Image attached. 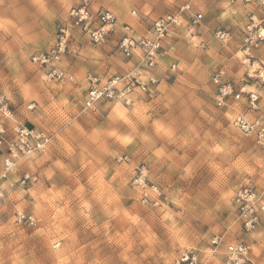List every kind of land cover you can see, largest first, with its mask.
Here are the masks:
<instances>
[{"label": "rangeland", "instance_id": "rangeland-1", "mask_svg": "<svg viewBox=\"0 0 264 264\" xmlns=\"http://www.w3.org/2000/svg\"><path fill=\"white\" fill-rule=\"evenodd\" d=\"M83 1L55 0L49 6L48 0H0V80L46 76L44 92L51 101L46 104L35 93L37 101L27 109V119L13 120L3 131L0 264H173L187 249L198 252L201 264H231L228 246L238 243L244 244L249 256V261L241 264H264L256 255L264 243L259 239L264 232V173L231 170L233 158L264 159V148L255 137L243 134L235 125L239 112L250 119L264 116V38L259 37L264 33V0H196L193 10L203 18L191 23L189 14H184L179 28L170 32L155 70L159 78L155 88L148 93L135 92L128 99H115L147 107L146 129L154 130V125L165 121L194 128L203 125L205 118L222 129L220 137L213 138L214 144L205 140L197 143L185 132L179 133L180 143L189 141L179 154L188 158L194 174L185 179L178 173L161 192L164 199L155 205L164 210L158 231L146 221L133 227L122 218L123 213L135 217L133 210L144 207L137 198L144 191L139 182L148 184L143 175L145 165L154 167V162L147 158L142 140L134 139L123 152L118 143H109L111 138L105 132L109 130L106 122L112 115L113 99L84 110L86 86L82 79L88 73L112 76L133 69L135 60L116 46L127 31L125 21L143 19L146 27L177 10L161 9V14H156L140 0H89L93 9H109L117 16L113 37L96 45L72 29L67 51L56 63L76 75L79 82L55 80L49 74L50 67L35 63L32 56L56 44L61 28L70 26L71 9ZM191 2L180 0V7ZM189 32L196 34L203 47L192 53L190 62L181 59L177 63L173 50L187 44ZM222 70L223 80L234 90L244 88L246 92L241 99L230 97L220 106L214 77ZM252 90L259 94L256 109L248 100L247 92ZM16 108L12 104L5 110ZM17 110H23V105ZM3 121L0 113L2 127ZM77 126L86 137L77 135ZM18 127L44 133L47 140L42 139V146L26 153L19 145ZM133 131H139L140 137L149 134ZM70 137H76L75 143ZM32 141L37 146L38 140ZM60 142L68 143L72 152L61 150ZM10 146L16 147V155L15 164L8 168L5 161L11 154ZM216 146L224 152L214 153ZM57 161L68 167L70 178L55 170ZM129 169L128 175L134 173V179L125 175ZM28 173L32 177L24 181ZM221 173L225 182L214 188ZM147 206L153 207L151 200ZM149 235L152 242L143 243ZM217 236L220 243L214 244Z\"/></svg>", "mask_w": 264, "mask_h": 264}, {"label": "built area", "instance_id": "built-area-1", "mask_svg": "<svg viewBox=\"0 0 264 264\" xmlns=\"http://www.w3.org/2000/svg\"><path fill=\"white\" fill-rule=\"evenodd\" d=\"M233 2L235 0H223ZM189 14L191 23H198L202 20L203 14L195 12L193 8H187V4L180 7V10L167 13L156 18L144 35H137L130 25H126L127 31L117 40V48L126 57L135 60V67L128 72L115 74L112 76H103L96 73H88L82 79L85 84L84 110H93L102 100H111L113 98H127L135 92L148 93L157 85L159 78L156 74V68L159 64L164 44L170 32L177 27V18L182 21L184 14ZM118 24L117 16L109 9H93L89 0H84L70 11V26L63 27L60 30L58 41L48 51L35 53L32 60L41 65L49 66L50 76L55 80H67L77 83L76 75L66 71L57 65L64 57L71 37V30L78 29L86 35L89 40L96 45L107 43L115 32ZM259 37L264 38L262 33ZM264 64V61H263ZM175 68V65H173ZM224 71H220L214 77V82L218 85L217 103L222 106L232 97L239 100L243 97L246 90H234L231 83L223 80ZM248 100L251 106L258 108L259 94L252 90L247 92ZM235 125L245 135H252L256 142L264 148V116H258L253 119L246 117L239 112L235 117ZM0 127L1 124H0ZM19 145L22 151L31 153L34 149L43 145L42 141L47 140V136L41 132H35L25 127H18ZM4 132H0V144L4 140ZM36 138L37 146L33 139ZM43 139V140H42ZM11 154L6 158V166L13 167L15 164L16 147L10 146ZM32 176L26 174L24 181ZM214 244L220 243L219 236L213 239ZM229 259L231 264H241L249 261L247 248L243 243L231 244L228 246ZM173 264H201L198 252L194 249L184 250L181 256Z\"/></svg>", "mask_w": 264, "mask_h": 264}, {"label": "snow or ice", "instance_id": "snow-or-ice-1", "mask_svg": "<svg viewBox=\"0 0 264 264\" xmlns=\"http://www.w3.org/2000/svg\"><path fill=\"white\" fill-rule=\"evenodd\" d=\"M38 3L41 0H37ZM141 4L148 6V11L156 14H161V9L167 11L171 9L180 10V0H140ZM49 6L55 4V0H48ZM196 5V0H192L191 3H187V8L192 9ZM227 8V4L224 5ZM187 13H185L186 15ZM182 21L177 18L176 26L179 28ZM264 35V33H262ZM187 44L183 47H177L173 50V55L176 57V62L179 63L181 59H192V53L197 51L198 48H202L203 44L200 40L196 39V34L189 32L187 34ZM221 39H224L223 37ZM85 55H91V53H85ZM264 55V53H261ZM260 67V65H257ZM48 77H41L39 80L29 77L26 81H12L10 78L7 81L0 80V113L4 117V127H0V132H3L8 124L13 120L27 119V109L33 108L37 96L35 93H39V98L43 99L46 104H51L50 99L44 92V88L47 86ZM140 95V94H137ZM15 97V100H13ZM142 100L143 97L140 96ZM15 104L17 106L13 111L5 110L6 106ZM23 105V110L20 109ZM113 107L109 109L112 113L110 120L106 122V128L109 129L105 132L106 137H110V144L121 145V152L124 148L128 147L134 142H140L142 140L144 145V151L147 153V158L154 162V167L145 165L147 171L143 173L145 179L148 180V184L141 180L139 184L144 188V191L137 197L144 207H138L133 211L137 214L135 217L128 216L127 213H123L122 218H126L127 222H130L133 227L146 221L151 225L153 229L159 230L160 215H163V209H157L155 205L159 200H163L164 196L161 192L167 185H170L176 180L178 173H183L185 179H189L194 174V168L192 165H188V158L182 157L179 153L188 144V140H184L183 143L179 142V133L185 132L188 137L193 138L197 143L201 140H205L207 144H214L215 138H219L222 129L211 124L206 118L203 125L197 124L194 128H187L184 125L179 127L173 124L171 121H165L154 125V130L146 129L144 114L148 111V108L141 103H134L132 100H123L117 102L113 98ZM87 127V125H85ZM209 128V132H205L204 129ZM133 129H139L140 131H148L149 134L140 137L139 131H133ZM122 133H128V135H122ZM77 135L80 137H86L87 134L77 126ZM70 142L75 143L76 137H70ZM93 143H95L93 141ZM61 150L71 153L72 148H69L68 143L60 142ZM223 147H213L214 153H223ZM102 151H106L103 149ZM194 155V153H193ZM63 159V157H61ZM231 164V170L236 171H257L264 173V159L259 161L254 160L252 157L246 159L235 160ZM195 163V162H194ZM187 165V167L185 166ZM55 170L60 173H64L67 177H71V171L64 163L56 162L54 165ZM171 171H168V170ZM131 170H127L125 175L128 179H134L135 174L128 175ZM51 176V173H50ZM225 182V176L221 173L217 176L216 184L214 188L222 185ZM150 186V187H149ZM158 189L160 191H158ZM209 194L215 196L216 193L208 190ZM195 194V190H193ZM148 200L152 201L153 207H148ZM115 215H121L116 213ZM183 223V221H180ZM260 240L264 241V232L260 234ZM151 236L145 237L143 243H149ZM256 255L264 259V243H261L260 248L256 251Z\"/></svg>", "mask_w": 264, "mask_h": 264}, {"label": "crops", "instance_id": "crops-1", "mask_svg": "<svg viewBox=\"0 0 264 264\" xmlns=\"http://www.w3.org/2000/svg\"><path fill=\"white\" fill-rule=\"evenodd\" d=\"M184 5V4H183ZM182 5V6H183ZM126 23H128L131 27H132V30L137 34V35H144L147 33V29L149 28V26L152 24H150L149 26L147 25L146 27L143 25L145 23V21L140 20V19H134L132 20V22L134 24L137 25V28L134 27L133 23L132 22H129V21H125Z\"/></svg>", "mask_w": 264, "mask_h": 264}]
</instances>
